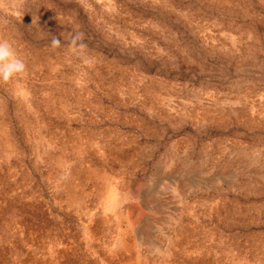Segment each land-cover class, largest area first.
Wrapping results in <instances>:
<instances>
[{"label": "rangeland", "instance_id": "1", "mask_svg": "<svg viewBox=\"0 0 264 264\" xmlns=\"http://www.w3.org/2000/svg\"><path fill=\"white\" fill-rule=\"evenodd\" d=\"M0 38V264H264V0H0Z\"/></svg>", "mask_w": 264, "mask_h": 264}, {"label": "clouds", "instance_id": "2", "mask_svg": "<svg viewBox=\"0 0 264 264\" xmlns=\"http://www.w3.org/2000/svg\"><path fill=\"white\" fill-rule=\"evenodd\" d=\"M85 34L82 31L74 30L69 33L66 45L67 54L80 60L82 65L91 68L94 65L95 58L87 51V45L84 43ZM61 42L53 36L51 47L59 48ZM27 72L25 61L19 56L13 44L5 38H0V83H6L16 79ZM79 83V78L77 79Z\"/></svg>", "mask_w": 264, "mask_h": 264}]
</instances>
